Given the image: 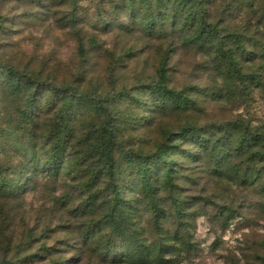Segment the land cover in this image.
Returning a JSON list of instances; mask_svg holds the SVG:
<instances>
[{
  "label": "rangeland",
  "instance_id": "obj_1",
  "mask_svg": "<svg viewBox=\"0 0 264 264\" xmlns=\"http://www.w3.org/2000/svg\"><path fill=\"white\" fill-rule=\"evenodd\" d=\"M188 3L213 28L203 43H184L172 26L149 31L143 18L159 17V0H0V67L23 85L14 91L0 70V264H264V161L235 150L242 137H261L253 150L264 153V0ZM161 66L169 87L195 88V109L162 110L138 90ZM51 87L76 95L56 171L50 133L66 92ZM187 126L202 129L207 150L177 138ZM104 131L132 204L121 233L106 219L114 195ZM163 146L173 186L155 173L153 203L129 161Z\"/></svg>",
  "mask_w": 264,
  "mask_h": 264
},
{
  "label": "trees",
  "instance_id": "obj_2",
  "mask_svg": "<svg viewBox=\"0 0 264 264\" xmlns=\"http://www.w3.org/2000/svg\"><path fill=\"white\" fill-rule=\"evenodd\" d=\"M172 0H159V6L163 8L159 11V17L153 18V15H145L143 18V24L149 31L161 30L167 31V26H172V28H179L178 34L181 35L183 42L187 44L204 42L206 37L210 35V31H213V28L205 22L197 13L193 12L191 7H189L188 0H180V4L178 8H173V3L170 6ZM182 21V22H181ZM200 22V23H199ZM196 23V24H195ZM199 23L198 30L193 36H188L189 28L197 25ZM180 25L181 27H179ZM82 48V47H81ZM83 50V48H82ZM0 70L4 71L1 67ZM4 74L8 75L10 80V85L12 89L16 92H20L22 85V77H19L13 70L6 69ZM195 88L188 87L182 91H176L175 89L169 87V73L165 66H161L157 71V80L150 84L139 88L138 90H146L149 91L151 95L156 98V107L159 109H173L175 111H185L190 109H195L197 104L195 101L189 98L188 92L194 90ZM53 94L61 93V91L66 92L63 94L65 96V102L63 103L61 110L59 112L58 119L50 133L53 137L54 143L52 147V155L50 157L51 169L58 170L62 157L64 156L65 147L68 143L69 137L72 134L71 120L72 114L75 110V101L73 97L76 95H69L67 89H61L51 87ZM123 98H127L134 103L139 104L140 100L135 96L129 95L128 93H123L121 95ZM30 100L28 103L31 106L36 104V94L32 93L29 96ZM27 116V114H24ZM108 135V136H105ZM177 138L181 140H190L198 147L207 150L208 140L205 136H203V132L201 128L187 126L182 127L178 133L176 134ZM172 137V134H168V139ZM102 143L100 145V155L102 160L104 161L107 170V174L109 176L112 192L114 195L113 205L109 208L108 214L106 215L107 221L111 224H114V227L117 231L121 233V225L122 220L125 219L126 206H131L132 204L130 200H126L124 198L122 188L116 183L118 174L116 173V163L114 162L112 152L114 149V137L109 135L106 131H104V136L102 139ZM261 140V137L250 139L249 137H242L238 145L236 146V152H240L244 154L245 152H251V155L255 156V158L259 157V160L264 161V153L259 151H254L253 147L257 145V142ZM177 148L176 146H173ZM229 146L222 142L220 147H216V151L218 152V156L222 158H227L229 153ZM170 153V149L168 147H160L159 151L150 157H137L134 158L133 161H129L130 168L134 167L138 173L139 186L142 194L146 199H151L154 203L155 200V190L153 183V176L155 173L162 171L164 174L163 183L167 186H173V175H174V163L171 162L168 155ZM250 154V153H249ZM93 184L97 183L98 176L93 175L90 180ZM135 184H131L129 188L134 189ZM173 204L176 206V210H179V202L177 200L173 201ZM154 211L156 212V216L161 213L160 209L154 207ZM135 243H138L136 239H134ZM135 251L138 254H141L140 245H136ZM139 256V255H138ZM137 256L138 260L139 257Z\"/></svg>",
  "mask_w": 264,
  "mask_h": 264
}]
</instances>
